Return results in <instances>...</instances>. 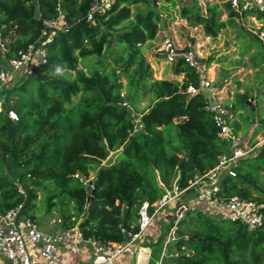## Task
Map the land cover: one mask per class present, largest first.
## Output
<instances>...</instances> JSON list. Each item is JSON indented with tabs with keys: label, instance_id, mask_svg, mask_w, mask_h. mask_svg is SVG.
Returning a JSON list of instances; mask_svg holds the SVG:
<instances>
[{
	"label": "trees",
	"instance_id": "obj_1",
	"mask_svg": "<svg viewBox=\"0 0 264 264\" xmlns=\"http://www.w3.org/2000/svg\"><path fill=\"white\" fill-rule=\"evenodd\" d=\"M160 1L172 0H113L89 21L93 0H0V70L30 44L45 49L26 76L0 89V212L21 204L35 220L40 200L45 211L59 212L63 229L76 225L101 244L121 243L138 230L144 201L151 205L174 183L186 187L228 152L229 141L219 137L206 96L186 91L199 84L193 68L179 61L172 64V78L152 77L141 47L162 26ZM193 1V6L181 5V15L208 37L226 25L236 27L235 19L246 15L264 21V9L238 13L221 0L222 7L208 4L203 14ZM223 13L226 20L220 19ZM60 15L66 28L44 25ZM261 50L252 57L256 68L264 62ZM106 55L110 59L104 61ZM87 57L95 60L81 65ZM126 100L134 107L145 100L150 104L137 121L122 105ZM234 100L224 103L228 122L236 112L247 111L246 121L264 128L261 113L252 114L247 92ZM231 128L238 132L240 125ZM110 152L114 159L104 163ZM234 169V176H221L219 193L252 200L264 211V142ZM185 220L190 227L177 236L183 254L175 264H264L261 229L202 210H188ZM163 239L161 234L156 243Z\"/></svg>",
	"mask_w": 264,
	"mask_h": 264
},
{
	"label": "built area",
	"instance_id": "obj_2",
	"mask_svg": "<svg viewBox=\"0 0 264 264\" xmlns=\"http://www.w3.org/2000/svg\"><path fill=\"white\" fill-rule=\"evenodd\" d=\"M228 1L231 8L238 13L244 9H264V0ZM100 7L99 2L93 0L87 20L91 21L93 13L102 10ZM43 23L48 27L61 29L67 27L61 15L55 20H44ZM262 36L264 33H261ZM3 50L4 46L0 42L1 53ZM158 50L165 52L167 62L176 64L181 61L196 71L199 84L189 86L186 91L189 94L201 92L206 96L207 106L213 114L219 137L229 141L228 152L221 154L212 168L195 174L186 187L179 188L174 183L170 188L165 189L161 197L151 205L144 201L138 209V230L121 243L101 244L92 237L84 236L76 225L67 229H56L53 232L42 231L35 220L23 213L21 204L5 213L0 212V256L7 264H77L73 257L84 246L90 247V264H122L125 256L133 258L137 254L138 242L153 217L167 204L175 202L185 191L189 190L194 191L195 196L189 204L176 208L166 239L163 240L160 256L154 264H175L171 259L172 253L169 252L168 245L171 241L177 240L176 232L179 225L185 219L187 211L191 209L202 210L213 216L239 220L250 229L259 228L264 232V211L259 209L256 202L238 195L223 197L219 193L221 176L224 174L234 176V167L239 160L253 154L264 141L250 146L244 145L238 133L231 128L227 119L228 108L221 101V97L213 91L212 80L207 75L209 66L198 53L191 48L177 46L169 38L161 40ZM38 56L40 60L44 58V47L41 45L35 48L34 44H30L26 50L19 51L16 57L8 59L6 61L8 69L0 70V89L10 81L14 71L25 69L28 74L31 66L40 61H36ZM122 105L126 106V103L122 102ZM8 116L13 121L17 118L11 110L8 111ZM150 207H153L151 212ZM143 264H148V262Z\"/></svg>",
	"mask_w": 264,
	"mask_h": 264
},
{
	"label": "rangeland",
	"instance_id": "obj_3",
	"mask_svg": "<svg viewBox=\"0 0 264 264\" xmlns=\"http://www.w3.org/2000/svg\"><path fill=\"white\" fill-rule=\"evenodd\" d=\"M100 9L105 10L113 0H97ZM201 8V13L205 14L208 4L216 2L222 7L221 0H196ZM182 6H193V0H172L171 2H158V11L163 19L157 36L141 47L142 54L152 69L153 79L172 78V64L166 61V54L158 50V45L164 38H169L179 47H189L198 53L202 59L209 60V69L207 75L211 78V87L222 102L235 101L237 94L247 92L248 100L255 106V110L261 113V119H264V62L261 67L256 68L252 57L256 53L258 47L264 51V21L246 15L243 18H236V27L226 25L221 29L216 37L205 36L200 25L194 26L187 22L181 15ZM144 3H139L138 7L144 9ZM135 9V8H134ZM220 19L226 20L225 13L220 14ZM262 38V39H261ZM249 45V49L244 52V48ZM261 52V53H262ZM259 56H255L258 60ZM104 61L110 59L109 55L103 57ZM95 57H87L82 59L80 64L93 62ZM206 62V61H205ZM27 75V74H26ZM25 75V76H26ZM178 80L182 77L177 76ZM124 86H127V80L122 78ZM11 82H7L4 87L11 86ZM123 92L126 91L124 87ZM209 94L208 91H205ZM126 107L133 110L137 121L141 113L146 110L150 104L148 101H141L136 106H132L130 100L124 101ZM257 108V109H256ZM247 111H238L233 117H230L229 124L233 127L236 123L240 125L237 132L244 145H253L256 142L264 141V128L256 129V123L246 121ZM246 121V122H245ZM255 133V135H254ZM115 157V152H110L104 163L110 162ZM94 176V172L90 173V179ZM89 182V181H88ZM87 182V183H88ZM196 209H191L194 211ZM188 213V211H187ZM34 219L39 229L45 232H53L56 229H63L60 214L58 211L47 212L44 210L40 200L36 201L34 209ZM169 220L164 231L169 229L171 224ZM185 220V219H184ZM182 221L179 226L177 236L187 234L189 224L186 220ZM192 226V224H191ZM176 241H171L168 245L169 252L172 253V260H177L183 253L178 249ZM140 245V244H139ZM144 247L143 244L139 246ZM140 250V249H139ZM138 264L145 261L141 254L135 256Z\"/></svg>",
	"mask_w": 264,
	"mask_h": 264
},
{
	"label": "crops",
	"instance_id": "obj_4",
	"mask_svg": "<svg viewBox=\"0 0 264 264\" xmlns=\"http://www.w3.org/2000/svg\"><path fill=\"white\" fill-rule=\"evenodd\" d=\"M40 60V57H36V61ZM3 69L7 70L8 65L4 61ZM25 69H20L18 71H14L11 74L10 81L13 84H15L17 81H19L22 77L26 75ZM195 196V192L192 190L185 191L175 202H171L167 204L161 211H159L152 219L149 227L145 231L143 237L138 242V244H143L144 247H139L137 249V254H141L145 261L148 262V264H154L155 261L159 258L163 242L162 243H156L157 238L162 234L164 239H166L168 231H164L165 226L168 224L169 220L172 219L173 214L176 211V208L182 205L189 204L192 199ZM172 221V220H171ZM180 226V225H179ZM65 249V248H63ZM140 249V250H139ZM135 254V256L137 255ZM90 247L84 246L81 248V251L73 257V260L77 264H90ZM128 258L124 257L125 260H123L122 264H138L137 260L135 258ZM0 264H7L6 261L2 256H0Z\"/></svg>",
	"mask_w": 264,
	"mask_h": 264
},
{
	"label": "water",
	"instance_id": "obj_5",
	"mask_svg": "<svg viewBox=\"0 0 264 264\" xmlns=\"http://www.w3.org/2000/svg\"><path fill=\"white\" fill-rule=\"evenodd\" d=\"M248 105L251 106V109H252V114L254 115V111H255V107L252 105V102L250 100L247 101ZM138 125V124H137ZM90 185H91V182L89 181L88 184H87V190L89 191L90 190ZM261 192L264 193V189H260Z\"/></svg>",
	"mask_w": 264,
	"mask_h": 264
},
{
	"label": "clouds",
	"instance_id": "obj_6",
	"mask_svg": "<svg viewBox=\"0 0 264 264\" xmlns=\"http://www.w3.org/2000/svg\"><path fill=\"white\" fill-rule=\"evenodd\" d=\"M63 73V69L62 67H60L59 65L56 66V74L57 75H61Z\"/></svg>",
	"mask_w": 264,
	"mask_h": 264
}]
</instances>
